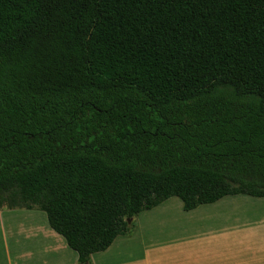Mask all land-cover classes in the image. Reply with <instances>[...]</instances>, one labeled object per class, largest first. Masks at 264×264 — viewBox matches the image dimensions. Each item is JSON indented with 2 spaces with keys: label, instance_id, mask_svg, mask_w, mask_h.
Segmentation results:
<instances>
[{
  "label": "trees",
  "instance_id": "obj_1",
  "mask_svg": "<svg viewBox=\"0 0 264 264\" xmlns=\"http://www.w3.org/2000/svg\"><path fill=\"white\" fill-rule=\"evenodd\" d=\"M236 195L264 198V0H0V208L87 264Z\"/></svg>",
  "mask_w": 264,
  "mask_h": 264
},
{
  "label": "crops",
  "instance_id": "obj_2",
  "mask_svg": "<svg viewBox=\"0 0 264 264\" xmlns=\"http://www.w3.org/2000/svg\"><path fill=\"white\" fill-rule=\"evenodd\" d=\"M224 198L212 204L200 205L190 211L183 210L188 214L189 218L191 217L189 221L190 228L187 231L189 237L173 239L172 246L176 249L175 251L179 253L181 248L187 251L189 264H233L232 261L229 263L230 258L235 259V264H264V221H253V219L259 218L260 216L251 214V212L259 209L261 212L259 214L264 215V201L242 202V204H240L239 202H225ZM170 204H175L171 201V198L151 210L139 213L129 220V223H133L131 232L126 235L118 236L108 249L98 252L102 255L96 256L102 257L93 256L98 253L92 254L90 256V258H94L92 264H103L104 262L105 264H127L134 256H118L117 260H106L108 256L110 258L114 254L118 255L124 248L130 246V241L134 237H139V234L144 229L142 224H156L158 221H142L143 217L148 216L149 218L150 215L156 218L163 216L168 217L169 213L167 212V214H165L164 207ZM230 209L232 219L227 213H224ZM228 224L236 227V231L232 232V234L228 233ZM246 224H248L247 227H245ZM41 230L44 233L49 232L48 239L43 237L44 233L42 235L40 234L41 231L35 236L40 237L43 241V245H41V254L43 255L42 262L45 264V261L53 259L52 250H57V246L54 247V245L51 244L50 239L54 237L51 231L46 226H42ZM35 237L32 238L35 239ZM127 237H131V239ZM185 240H187L186 244H184ZM144 248H146L145 245ZM2 250L0 262L1 264H5L4 247ZM45 252H48V254L51 252V254L44 256V254H46ZM73 258L75 262H78L77 257L73 256ZM115 261L117 262L114 263Z\"/></svg>",
  "mask_w": 264,
  "mask_h": 264
},
{
  "label": "rangeland",
  "instance_id": "obj_3",
  "mask_svg": "<svg viewBox=\"0 0 264 264\" xmlns=\"http://www.w3.org/2000/svg\"><path fill=\"white\" fill-rule=\"evenodd\" d=\"M224 199L225 202H239L240 204H242V202L264 201V199L245 195L227 196ZM171 201L175 204L164 207L165 214H167V212L169 213L168 217L163 216L156 218L151 215L149 217L150 219L148 216L143 217L142 221H158L156 224H142L144 229L139 234V237H134L130 241V246L124 248L118 255L114 254L110 258L108 256L106 261L117 260L118 256H134L127 264H189L187 251L181 248L179 253H177L172 245L173 239L175 238L189 237L187 231L190 228L189 221L191 217L189 218L188 214L183 211L180 199L172 197ZM230 212L231 209L224 213H227V215L231 217ZM259 213H261L259 209L251 212V214L260 216L259 218L253 219V221H264V215ZM42 226H46L51 231L54 236L50 239L51 244L54 245V247L57 246V250H52L53 259L45 261V264H79L75 262L73 258V256L77 257L76 253L67 247L63 237L51 230L47 223L46 214L36 207L30 210L6 206L0 208V261L1 252H3L2 248L4 247L5 264H44L42 262L43 255L41 254V245H43V241L40 237H35L40 233L39 231H41V235L44 233L41 230ZM247 226L248 224L245 225V227ZM228 228V233L230 234L236 231V227L231 224H228ZM48 233L49 232H45L43 237L48 239ZM32 237H35V239ZM127 238L131 239V237ZM184 242V244H186L187 240ZM143 244L146 248H144ZM45 253L44 256L51 254V252L49 254L48 252ZM96 255H102L101 253L93 256L102 257ZM93 261V257L89 258L87 264H92ZM231 261L235 264V259L230 258L229 263ZM116 262L117 261L114 263ZM103 264H105V262Z\"/></svg>",
  "mask_w": 264,
  "mask_h": 264
}]
</instances>
